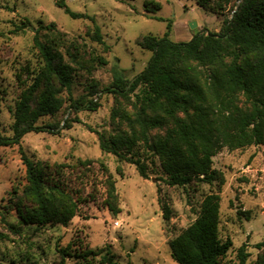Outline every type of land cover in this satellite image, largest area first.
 <instances>
[{
	"label": "rangeland",
	"instance_id": "1",
	"mask_svg": "<svg viewBox=\"0 0 264 264\" xmlns=\"http://www.w3.org/2000/svg\"><path fill=\"white\" fill-rule=\"evenodd\" d=\"M57 1L0 0V133L12 135L16 103L43 66L34 44L40 26L56 25V30H42L40 41L52 44L74 70V98L94 99L99 108L73 113L64 92L63 108L38 123L60 124L59 134L29 133L20 145L0 148V264H101L108 252L117 264H177L169 244L194 223L212 192L221 198L220 239L233 244L224 263L237 264L238 249L247 243V264H255L264 255V248H255L264 242L263 146L224 149L213 159L214 169L225 177L220 190L200 183L182 188L166 184L160 160L144 144L138 149L148 179L140 177L136 165L102 152L98 137L132 133L134 97L101 90L117 72L132 80L146 68L152 52L138 45L142 37H163L169 22L174 42H188L197 33L218 34L240 0H64L71 11L95 18L104 45L93 40L91 21L71 19ZM191 23L197 25L194 30ZM94 84L99 93L90 97ZM67 119L73 121L70 128L61 130ZM23 155L41 167H62L69 190L80 193L79 213L67 226L24 221L35 204L25 193Z\"/></svg>",
	"mask_w": 264,
	"mask_h": 264
},
{
	"label": "trees",
	"instance_id": "2",
	"mask_svg": "<svg viewBox=\"0 0 264 264\" xmlns=\"http://www.w3.org/2000/svg\"><path fill=\"white\" fill-rule=\"evenodd\" d=\"M56 5L73 20L91 21L93 40L104 45L94 17L71 11L64 0ZM51 29L56 30V25L34 30V44L43 66L16 103L12 135L0 133V148L20 145L29 133L59 134L60 124L38 123L63 108L64 92L68 96L67 109L73 113L99 108L94 99L74 98V70L64 63L52 44L40 41V32ZM171 31L169 22L163 37H142L138 45L152 52L146 68L132 80L117 72L112 84L101 90L121 98L133 96L135 119L131 135L106 137L98 133L100 149L136 165L140 177L148 179L138 149L144 144L147 152L160 160L168 186L185 188L200 183L220 190L225 177L214 169L213 159L221 151L264 147V0H240L218 34L197 33L188 42H174ZM93 87L90 97L99 93L96 84ZM72 122L67 119L61 130L70 128ZM154 130L163 134L152 137ZM22 157L27 177L25 193L35 204L23 216L24 221L67 226L79 213L80 193L69 190L62 167L51 170L26 155ZM107 181L110 190H114L110 177ZM113 198L116 199L114 195ZM220 204L219 193L206 195L194 223L170 242L171 258L177 264H225L233 244L230 239L223 242L219 236ZM109 207L115 215L118 213L111 204ZM244 215L250 219L249 212ZM247 248L245 243L238 249L237 264H247L251 256ZM255 248L263 249L264 242ZM101 264L117 263L108 252L101 257ZM255 264H264V255Z\"/></svg>",
	"mask_w": 264,
	"mask_h": 264
},
{
	"label": "water",
	"instance_id": "3",
	"mask_svg": "<svg viewBox=\"0 0 264 264\" xmlns=\"http://www.w3.org/2000/svg\"><path fill=\"white\" fill-rule=\"evenodd\" d=\"M190 26H191L192 30H194L197 25H196V23H191Z\"/></svg>",
	"mask_w": 264,
	"mask_h": 264
}]
</instances>
